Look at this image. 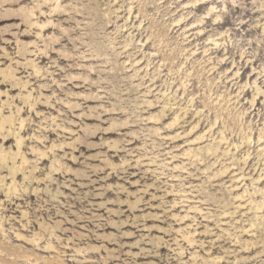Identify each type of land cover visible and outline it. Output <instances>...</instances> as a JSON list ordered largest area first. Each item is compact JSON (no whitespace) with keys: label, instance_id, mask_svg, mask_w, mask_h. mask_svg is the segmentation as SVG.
I'll return each mask as SVG.
<instances>
[{"label":"rangeland","instance_id":"rangeland-1","mask_svg":"<svg viewBox=\"0 0 264 264\" xmlns=\"http://www.w3.org/2000/svg\"><path fill=\"white\" fill-rule=\"evenodd\" d=\"M0 264H264V0H0Z\"/></svg>","mask_w":264,"mask_h":264},{"label":"bare ground","instance_id":"bare-ground-1","mask_svg":"<svg viewBox=\"0 0 264 264\" xmlns=\"http://www.w3.org/2000/svg\"><path fill=\"white\" fill-rule=\"evenodd\" d=\"M33 16H34V14H32ZM8 75V74H7ZM9 77V76H8ZM11 78V77H10ZM254 103H255V100H253L252 101V106L254 105ZM2 127V126H1ZM3 159H4V157H3Z\"/></svg>","mask_w":264,"mask_h":264}]
</instances>
